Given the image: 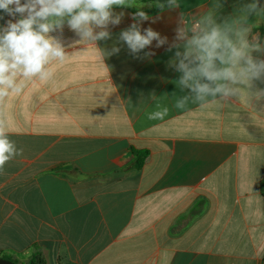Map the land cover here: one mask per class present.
Segmentation results:
<instances>
[{
  "label": "crops",
  "instance_id": "crops-1",
  "mask_svg": "<svg viewBox=\"0 0 264 264\" xmlns=\"http://www.w3.org/2000/svg\"><path fill=\"white\" fill-rule=\"evenodd\" d=\"M153 2L166 0L115 7L114 14L124 13L121 23L109 25L111 39L96 46L80 42L65 23L50 34L70 54L50 65L52 79L27 81L21 94L0 102L9 139L23 149L0 173V257L264 264V99L245 93L176 109L186 93L169 66L177 49L168 51L185 20L214 11L223 23L253 0H177L179 7L163 9ZM138 10L149 16L140 22L142 33L151 27L168 43L157 48L153 41L134 55L119 35ZM0 16V26L22 18ZM248 25L249 42L264 45V15H250ZM113 46L119 53L102 62L98 48ZM258 89L264 82H253L252 91ZM157 103L169 114L149 120Z\"/></svg>",
  "mask_w": 264,
  "mask_h": 264
},
{
  "label": "clouds",
  "instance_id": "clouds-1",
  "mask_svg": "<svg viewBox=\"0 0 264 264\" xmlns=\"http://www.w3.org/2000/svg\"><path fill=\"white\" fill-rule=\"evenodd\" d=\"M115 7H143L132 0H0V12L10 17L19 14L22 18L8 20L0 26V102L12 94H21L27 81L47 82L54 73L50 65L63 63L70 55L65 46L50 35L65 25L80 37V42L95 45L98 41L111 39L109 25H119L123 12L114 14ZM157 8L179 7L177 0L157 3ZM219 7V5H215ZM264 15L259 0L244 5L239 16L218 23L214 11L208 12L177 29L175 42L168 51L177 50L169 66L180 73L177 87L186 94L176 98L174 107L186 109L189 103L201 107L210 103L228 102L233 97L247 94L249 100L264 99V89L252 91L254 81L264 82V59L252 53H264V45L250 43L248 25L250 15ZM4 19L0 16V20ZM135 21L121 31L119 41L126 44L132 54H138L156 41V47L168 43L167 37L151 27L140 28V22L149 19L144 11H136ZM178 42V43H177ZM98 48V47H97ZM101 61L119 53L120 48L111 50L98 48ZM154 52H146L150 57ZM105 65V64H104ZM106 67V66H105ZM175 95V93H173ZM169 108L156 104V109L147 113L149 120H163ZM23 155L15 142L9 139L3 120H0V173L5 165Z\"/></svg>",
  "mask_w": 264,
  "mask_h": 264
},
{
  "label": "trees",
  "instance_id": "trees-1",
  "mask_svg": "<svg viewBox=\"0 0 264 264\" xmlns=\"http://www.w3.org/2000/svg\"><path fill=\"white\" fill-rule=\"evenodd\" d=\"M166 4V2H165ZM155 9H160V8H155ZM143 157V155H142ZM140 157L137 161H136V166H140V164H142V161H143V158ZM262 189L264 191V180H263V183H262ZM2 258H5V259H9V260H12L11 258L7 257V256H1ZM13 262L17 263V264H46L43 257L41 256V254L39 253H36L34 254L28 261L26 262H18L16 260H12Z\"/></svg>",
  "mask_w": 264,
  "mask_h": 264
},
{
  "label": "water",
  "instance_id": "water-1",
  "mask_svg": "<svg viewBox=\"0 0 264 264\" xmlns=\"http://www.w3.org/2000/svg\"><path fill=\"white\" fill-rule=\"evenodd\" d=\"M0 264H17V263L13 262L12 260L0 257Z\"/></svg>",
  "mask_w": 264,
  "mask_h": 264
},
{
  "label": "rangeland",
  "instance_id": "rangeland-1",
  "mask_svg": "<svg viewBox=\"0 0 264 264\" xmlns=\"http://www.w3.org/2000/svg\"><path fill=\"white\" fill-rule=\"evenodd\" d=\"M157 3L156 2H153V5H156Z\"/></svg>",
  "mask_w": 264,
  "mask_h": 264
}]
</instances>
